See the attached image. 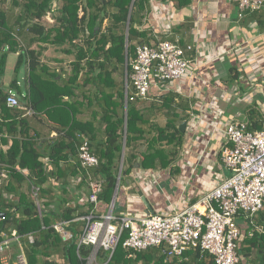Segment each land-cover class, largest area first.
Wrapping results in <instances>:
<instances>
[{
    "label": "crops",
    "instance_id": "obj_1",
    "mask_svg": "<svg viewBox=\"0 0 264 264\" xmlns=\"http://www.w3.org/2000/svg\"><path fill=\"white\" fill-rule=\"evenodd\" d=\"M139 13L140 35L134 42L135 47L154 46L161 41L190 45L192 51L187 53V57L192 65L181 79L164 83L153 81L148 97L133 102L144 122L137 123L135 131L139 129V132L134 134L135 140L130 142L129 148L125 147L124 116L122 154L117 163V183L109 204L85 201L90 189L87 181V186L80 187V174L66 179L62 176L79 165L78 149L84 140L89 142L94 155L96 148L105 142L103 114L86 106L78 107L81 112L76 114V119L90 122L94 132L87 136L70 133L67 121L61 120V116L54 114L49 120L41 112H35L34 116L26 115L24 109L31 105L21 101L25 95L20 89L22 79L16 80L20 86L11 87L10 82L0 77V88L15 92L20 97L22 108L17 110L22 114L6 106L7 114L0 111V123H3L0 127V151L14 153L26 161L31 159L32 152H38L41 155L38 161L47 169L48 177L42 189H48L56 200L65 187L68 207L75 209L79 205L78 200L82 199L83 207L89 208L87 215L97 218L110 210L117 217L166 216L182 211L229 176L228 170L220 163L227 124L245 122L249 131H260L264 125V6L257 12L240 13L231 0H144ZM126 67L127 62L123 82L125 94ZM21 121L27 126L23 127ZM255 124L260 127L255 128ZM6 125L12 126L7 128ZM60 125H64L62 131L55 128ZM174 127L179 131L178 136L174 134ZM163 136L165 139L161 138ZM178 141L179 146L176 145ZM55 145L58 146L55 154L68 153V160L62 159L56 164L45 155ZM125 157H130L128 165L124 162ZM163 157L165 160H161ZM169 158L171 162L166 163ZM129 165L131 168L127 174L125 166ZM16 170L18 175L29 181L28 169ZM89 172H85L87 178ZM123 177L127 187L121 186ZM3 179H10L8 170L0 173V183ZM92 180L100 185L103 182L101 177ZM14 185L20 189L15 182ZM25 188L32 192L35 186H26L25 182L21 190ZM36 188L40 193V188ZM2 191L6 201L16 203L18 198L15 194ZM58 205V200L54 201L47 209L56 210ZM40 209H43L42 205ZM84 224L76 236L77 240ZM237 224L242 233L240 241L258 232L242 216L237 218ZM68 226L69 223L65 230L73 235ZM0 237L3 240L11 235L4 232ZM20 240L12 241L6 250L11 264L18 254L23 253L18 244ZM16 244L19 252L14 257ZM11 249L15 252L9 255ZM253 258L251 256L250 261ZM88 259L86 264H90Z\"/></svg>",
    "mask_w": 264,
    "mask_h": 264
},
{
    "label": "trees",
    "instance_id": "obj_2",
    "mask_svg": "<svg viewBox=\"0 0 264 264\" xmlns=\"http://www.w3.org/2000/svg\"><path fill=\"white\" fill-rule=\"evenodd\" d=\"M52 1L18 0L17 6L20 10L17 14H12L13 19L8 17L6 10H0V77L3 76L7 55H16L14 71L18 72L22 67L26 70L24 82L28 85L29 103L32 107L30 108L34 112L32 116L36 114L35 112L45 114L49 120H52L54 114L61 116V120L67 121V129L70 133L87 136L94 132V127L90 122H80L76 119V114L80 111L79 106H86L89 110L96 109L103 114L101 120L105 125L106 139L99 145V149L95 150L100 163L97 168L90 170L89 175L93 179L97 177L103 179L100 185L101 193L97 200L109 204L117 183V163L122 154L124 116H126V148H129L130 142L135 140L134 134L139 132V129L135 131L137 123L144 122L134 108L133 102L126 99L123 82L113 78V73L124 72L126 62L127 74L130 73L129 60L134 57L136 49L134 42L140 35L138 31V26L141 24L139 12L142 10L144 0H134L132 7V0H58L61 7L58 9L59 16L55 20L56 25L46 29L40 24V20L46 13L52 11ZM5 2L6 0H0V3ZM80 6H82L83 15L79 19ZM106 20H109V25L102 31L103 22ZM85 34L88 35L87 51L78 49L77 60L73 63L69 76L77 77L85 72L86 75L82 81H69L70 78L66 79L64 76L62 78L55 72L50 73L45 66L40 67L42 48L36 51L32 48L35 44L39 46L41 44L52 46L65 43L74 44L76 39ZM16 80L14 78L10 82L11 87L17 85ZM86 86H89L88 92L84 90ZM130 95L131 89L128 83V98ZM6 96L7 92L0 88V111L4 114L9 112L5 107ZM25 98L26 96L22 97L21 101L27 105ZM64 98H66L65 101ZM17 110L19 109H15L17 114H22ZM21 122L23 127L27 126L25 122ZM2 126L3 123H0V127ZM6 126L11 128L12 125ZM62 126L55 128L62 131ZM258 127L260 125L255 124V128ZM174 134L178 136L177 128L174 129ZM161 138L165 139V136ZM176 145L179 146L180 142L178 141ZM57 147L56 145L50 147L48 153L45 154L56 164L62 159L68 160V153L55 154ZM39 156L41 155L38 152H32L31 159L26 161L14 153L0 151V173L5 170L10 173V179L7 181L3 179V183H0V212L5 214L4 219L0 221V235L4 232L11 235L12 231L19 235L21 240L18 244L21 246L26 264H86L92 248L89 246L77 248L76 238L84 223L78 220L72 221L86 216L89 208L83 205H77L75 209L68 207V199L64 197L66 196L65 187L64 192L56 200L51 197L52 194L48 189H42L48 177L47 169H44L38 161ZM161 160H165L164 157ZM168 162H171L170 158L166 160V163ZM130 168L129 165L128 169ZM16 169H28L29 181L18 175ZM78 174L81 176L80 187L87 186V175L79 165L74 166L68 174L62 176L66 179L68 176ZM14 182L20 186V189H16ZM25 182L26 186L40 188L37 199L28 188L21 190ZM64 185L67 186V184ZM2 190L7 194H15L18 198L16 203L6 201ZM36 200L40 207L41 205L43 207L40 209V215L37 211ZM57 200L59 205L56 210L47 209L52 202ZM44 208H46L45 211ZM57 221L69 223L68 228L74 235L73 240L65 242L54 231L52 225ZM255 221L261 230L258 231L259 233L253 232L250 238L243 237L238 243V264H264V209ZM28 235L33 237L32 244L27 242L26 236ZM0 241H2L1 237ZM14 250L16 251L15 257L19 252L18 246L14 247ZM251 256L254 258L250 261ZM97 257L101 264H214L209 255L197 250L186 252L182 258L166 260L160 249L128 252L123 249L122 242L117 246L109 262H106L108 255L104 252H100Z\"/></svg>",
    "mask_w": 264,
    "mask_h": 264
},
{
    "label": "built area",
    "instance_id": "obj_3",
    "mask_svg": "<svg viewBox=\"0 0 264 264\" xmlns=\"http://www.w3.org/2000/svg\"><path fill=\"white\" fill-rule=\"evenodd\" d=\"M231 1L238 6L240 13L257 12L264 6V0ZM191 51L190 45L181 46L170 41H161L154 46H136L134 57L129 60V75L126 70V99L130 102L146 99L153 81L164 83L185 77L192 65L187 57ZM128 83L131 89L129 98ZM5 106L22 109L19 97L12 91L7 92ZM24 110L28 116L34 114L31 108ZM224 135L220 163L228 170L229 176L182 211L166 216L117 217L110 210L98 218L90 214L75 219L85 221L77 242L78 248H92L88 260L97 261L98 254L104 252L108 255L106 262H109L122 242L123 249L128 252L160 249L166 260L182 258L186 252L197 250L209 255L214 264H238L237 248L242 233L237 218L242 216L249 226L260 231L255 219L264 209V125L260 131H249L245 122H230ZM78 160L80 168L87 173L100 163L87 140L79 146ZM87 182L90 195L85 201L95 204L100 183L91 176ZM32 194L37 199L39 189L33 188ZM36 206L40 215L37 200ZM67 225V222L60 221L52 227L65 242L73 239V235L65 230ZM19 238L16 232H12L11 237L0 242V264H11L6 250ZM27 238L33 243L32 235ZM14 264H26L23 253L15 257Z\"/></svg>",
    "mask_w": 264,
    "mask_h": 264
},
{
    "label": "rangeland",
    "instance_id": "obj_4",
    "mask_svg": "<svg viewBox=\"0 0 264 264\" xmlns=\"http://www.w3.org/2000/svg\"><path fill=\"white\" fill-rule=\"evenodd\" d=\"M18 0H6L5 3H0V10H6L8 13V17L11 19H13L12 14H17L18 11L20 10V7L17 6ZM61 7V3H58V0H53L52 4H51V12L46 13V15L40 20V24L43 25L46 29L55 26L56 25V18L59 16V12L58 9ZM82 6L79 7L78 10V18L80 19L83 15V11H82ZM109 25V20H106L103 22V26H102V31H104V29ZM98 29V28H96ZM124 29V28H123ZM87 34L81 36L79 39H76L74 41V44H63V45H43L41 44L39 46V44H35L32 48H34L36 51L40 50L42 51V56L40 57V67L45 66L46 69L50 72V73H57L58 76H61L63 78V76L66 79H69V81H82V79L84 78L85 72L79 74L77 77H74V75H72L71 77H69L71 75L72 72V67H73V63L77 60L76 59V54L79 48L83 49L85 52L87 51V45H86V41L88 40L87 38ZM92 44H94V41L92 40ZM17 57L14 54H8L6 57V62L3 68V77L5 78L6 82L9 83L11 82L14 78L18 79V81H20V79H22V86L20 87V89H22V92L25 93L24 96H26L25 101L28 105H30L29 103V95H28V85L27 83H25V77H26V70L24 67L20 68L18 70V72L14 71V67H15V63H16ZM85 63V62H83ZM113 78L117 79L118 81H125V75L124 72H120L117 71L115 73H113ZM25 84V86H24ZM89 86H86V88H84V90L86 92H88ZM80 93V92H79ZM17 97H19L17 95ZM81 97V96H79ZM20 99V97H19ZM80 107V106H79ZM130 161V157H125V163L126 165L129 164ZM125 172H127V174L130 172V169H128V166H125ZM127 181L124 179L121 180V186L122 187H127ZM78 204L82 205L83 204V200L79 199L78 200ZM15 251L11 249V251L8 252L9 255H11V253H14ZM90 264H101L99 262V260H95V261H89Z\"/></svg>",
    "mask_w": 264,
    "mask_h": 264
},
{
    "label": "water",
    "instance_id": "obj_5",
    "mask_svg": "<svg viewBox=\"0 0 264 264\" xmlns=\"http://www.w3.org/2000/svg\"><path fill=\"white\" fill-rule=\"evenodd\" d=\"M133 1L132 0V3H131V7H132V4H133ZM131 7H130V10H129V15H130V12H131ZM128 24H129V17H128V23H127V30H126V38H127V31H128ZM126 50H127V39H126ZM5 217V214L0 212V221Z\"/></svg>",
    "mask_w": 264,
    "mask_h": 264
}]
</instances>
